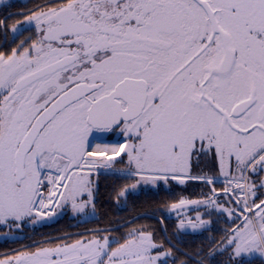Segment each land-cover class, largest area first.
<instances>
[{"label":"snow or ice","instance_id":"6c2138e0","mask_svg":"<svg viewBox=\"0 0 264 264\" xmlns=\"http://www.w3.org/2000/svg\"><path fill=\"white\" fill-rule=\"evenodd\" d=\"M102 178L144 213L22 242L95 221ZM0 240V264H264V0H0Z\"/></svg>","mask_w":264,"mask_h":264},{"label":"trees","instance_id":"16d2710c","mask_svg":"<svg viewBox=\"0 0 264 264\" xmlns=\"http://www.w3.org/2000/svg\"><path fill=\"white\" fill-rule=\"evenodd\" d=\"M112 184V179H101L100 186V209L98 217L95 221L85 222L84 220L73 219L69 216L56 217L52 221L44 223L42 227L33 231L35 237H55L62 236L68 233L75 234L78 231H85L87 229L97 227H108V220H119L121 218H131L137 214H143L146 210L142 205L146 199L144 194L139 198L129 199L127 205L123 207V210L118 208L114 200H109V186ZM163 195V194H162ZM150 221H141V223H147ZM2 251V250H0Z\"/></svg>","mask_w":264,"mask_h":264},{"label":"flooded vegetation","instance_id":"af4514ba","mask_svg":"<svg viewBox=\"0 0 264 264\" xmlns=\"http://www.w3.org/2000/svg\"><path fill=\"white\" fill-rule=\"evenodd\" d=\"M13 3H15L17 6H22V5H24V4H29L30 5V3H31V0H13ZM12 11H15V10H17V9H11ZM196 191L197 192H199L200 191V189H196ZM142 195V194H141ZM193 215H194V213H193ZM58 217H60V216H58ZM70 217V216H69ZM42 225L43 224H38V225H36L35 226V229L34 230H37L38 228L40 229L41 227H42ZM33 228L31 227V226H29L28 227V229L25 231V232H23V233H18L17 235H19V236H27V237H30V239H25V240H23L22 242L23 243H31L33 240H35V241H41V240H43V239H46V238H48V237H42L41 238V236H38V237H35L34 235H33ZM78 232H84V231H78ZM78 232H75V233H78ZM55 237H57V236H55ZM20 245L19 244H17V243H12L11 241H9V242H7V243H5V241H3V240H0V250H2V251H5L7 248H9V247H11V248H17V247H19ZM2 251H0V252H2Z\"/></svg>","mask_w":264,"mask_h":264},{"label":"rangeland","instance_id":"374dc122","mask_svg":"<svg viewBox=\"0 0 264 264\" xmlns=\"http://www.w3.org/2000/svg\"><path fill=\"white\" fill-rule=\"evenodd\" d=\"M79 220H84L83 218L79 219Z\"/></svg>","mask_w":264,"mask_h":264}]
</instances>
